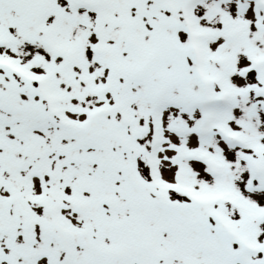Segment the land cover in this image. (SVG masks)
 I'll return each mask as SVG.
<instances>
[{
  "label": "snow or ice",
  "instance_id": "snow-or-ice-1",
  "mask_svg": "<svg viewBox=\"0 0 264 264\" xmlns=\"http://www.w3.org/2000/svg\"><path fill=\"white\" fill-rule=\"evenodd\" d=\"M0 264H264V0H0Z\"/></svg>",
  "mask_w": 264,
  "mask_h": 264
}]
</instances>
